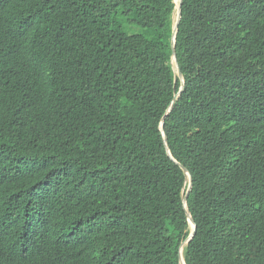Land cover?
<instances>
[{"label":"trees","instance_id":"16d2710c","mask_svg":"<svg viewBox=\"0 0 264 264\" xmlns=\"http://www.w3.org/2000/svg\"><path fill=\"white\" fill-rule=\"evenodd\" d=\"M0 0V264H264V0Z\"/></svg>","mask_w":264,"mask_h":264},{"label":"water","instance_id":"95a60500","mask_svg":"<svg viewBox=\"0 0 264 264\" xmlns=\"http://www.w3.org/2000/svg\"><path fill=\"white\" fill-rule=\"evenodd\" d=\"M174 4H175V14L173 16V25H172V33H171V39H170V48H171V52H172V55H171V59H172V63L175 64V69H176V74H177V77L179 78L180 80V83H181V89H183V85H184V80H183V76H182V73L176 63V58H175V38H176V34H177V31H178V25H179V22L181 20V4H182V0H173ZM175 98V97H174ZM172 105V103H171ZM160 131H161V135H162V138H163V142H164V147H165V150H166V154L167 156L175 163L179 166V168L185 173V177H186V180H187V187H186V190H185V195L183 197V200H182V203H183V207H184V210L186 212V217H187V221H188V226L190 228V234L188 236V238L181 244V247L179 248V253H178V263L179 264H183V256H182V246L183 245H187L188 242L191 240V238L193 237L195 231H196V225L194 223V221L192 220L189 212H188V207H187V197H188V194L191 190V187H192V179H191V175L189 174V172L182 166L180 165L176 160H174L172 158V155L169 151V148L167 146V143H166V137H165V134L163 133V119L161 120V124H160Z\"/></svg>","mask_w":264,"mask_h":264},{"label":"clouds","instance_id":"9594fccd","mask_svg":"<svg viewBox=\"0 0 264 264\" xmlns=\"http://www.w3.org/2000/svg\"><path fill=\"white\" fill-rule=\"evenodd\" d=\"M175 1H177V0H175ZM172 2H173V0H172ZM174 3V2H173ZM182 5V4H181ZM174 9H175V4H174ZM174 14H175V11H174ZM174 14H173V16H174ZM176 39V38H175ZM175 58H176V54H175ZM173 61H172V59H170V65H171V70H172V72H173V74L174 75H176V77H177V74H176V69H175V64L174 63H172ZM176 63H177V60H176ZM177 65H178V63H177ZM179 67V66H178ZM180 69V68H179ZM181 71V70H180ZM182 73V72H181ZM183 76V75H182ZM178 78V77H177ZM178 80H179V78H178ZM183 80H184V77H183ZM179 83H180V80H179ZM185 83V82H184ZM181 89V83H180V85H179V89H178V92L173 96V101L171 102L172 104H173V102L179 97V95L181 94V92L183 91V89H184V85H183V89L182 90H180ZM175 97V98H174ZM171 107H172V105H170V107L168 108V110L167 111H169L170 109H171ZM185 184H187V180L185 181ZM186 187H187V185H186ZM189 230H190V228H189ZM188 238V237H187ZM186 238V239H187ZM184 246H186V245H183L182 246V250H183V247ZM181 247V246H180ZM179 247V248H180ZM182 256H183V254H182ZM184 259V258H183ZM184 263H185V261H184Z\"/></svg>","mask_w":264,"mask_h":264},{"label":"bare ground","instance_id":"6f19581e","mask_svg":"<svg viewBox=\"0 0 264 264\" xmlns=\"http://www.w3.org/2000/svg\"><path fill=\"white\" fill-rule=\"evenodd\" d=\"M183 264H185L184 261H183Z\"/></svg>","mask_w":264,"mask_h":264}]
</instances>
